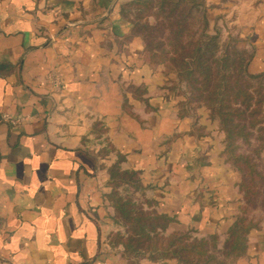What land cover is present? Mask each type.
<instances>
[{
    "label": "crops",
    "instance_id": "crops-1",
    "mask_svg": "<svg viewBox=\"0 0 264 264\" xmlns=\"http://www.w3.org/2000/svg\"><path fill=\"white\" fill-rule=\"evenodd\" d=\"M133 1L0 0V264H177L125 252L116 165L169 232L223 248L242 204L225 135L144 58L121 13ZM203 1L210 31L239 39L264 75V0ZM228 264H264V222Z\"/></svg>",
    "mask_w": 264,
    "mask_h": 264
},
{
    "label": "trees",
    "instance_id": "trees-1",
    "mask_svg": "<svg viewBox=\"0 0 264 264\" xmlns=\"http://www.w3.org/2000/svg\"><path fill=\"white\" fill-rule=\"evenodd\" d=\"M183 1L161 2V17L165 22L167 20L166 24L161 23L157 29L148 32L134 31L135 25L132 23V31L142 40L144 58L151 65H162L166 74L173 73L179 84L184 85L186 103L206 108L211 117L218 120L225 135L223 154L229 156L232 167L239 176L242 204L221 249L218 248L217 236L206 239L193 236L190 230L169 232L173 220L152 209L151 202L145 203L146 206L132 197H122L118 190L120 184L126 181L135 183L136 175L121 171L117 165L110 173V198L116 218L126 230L125 236L119 235L127 254H143L153 262L212 264L218 258L216 252L221 251V256L230 258L231 262L243 254L251 232L262 224L250 221L245 215L244 205L252 191L245 182L240 181L239 175L241 172L252 177L257 171L248 155L235 153L242 143L250 144L253 130H262L264 75H252L248 72L251 53L245 57L242 56V51L221 49L220 31L208 32L207 7L203 0H188L190 5L185 8L181 7ZM148 2L149 0H135L123 5V18L126 19L127 8L144 6ZM200 9L203 29L200 32L190 31V19ZM227 38L240 41L231 36Z\"/></svg>",
    "mask_w": 264,
    "mask_h": 264
},
{
    "label": "rangeland",
    "instance_id": "rangeland-1",
    "mask_svg": "<svg viewBox=\"0 0 264 264\" xmlns=\"http://www.w3.org/2000/svg\"><path fill=\"white\" fill-rule=\"evenodd\" d=\"M163 0H149L148 4L144 6H135L131 8H127L125 11V17L127 21L131 24V26H134V31H154V29H157L161 23L166 24L165 19H163L162 16V7L161 2ZM173 3L179 2L180 0H170ZM189 1L184 0L181 7H189ZM170 8H168L169 10ZM177 12V11H176ZM133 23V24H132ZM191 26H189L190 31L200 32L203 29V18H202V9L196 10L194 14L192 15L190 19ZM221 26H219L220 28ZM222 28V27H221ZM207 30V29H206ZM170 31V30H168ZM167 31V33H168ZM210 33L219 32L217 28L215 31H208ZM224 31L219 32V43L221 49H229V50H238L242 51L243 55L247 57L250 53V51L245 48V45L241 41H235L230 40L225 37L223 34ZM154 35V33L152 34ZM157 35V34H156ZM155 35V37H157ZM174 75L173 73H171ZM176 77V76H175ZM173 88L176 90V94L183 96L185 98V87L183 84H179V82L176 80L174 83ZM264 93V92H263ZM186 99V98H185ZM263 112H264V106H263ZM262 130L257 131L253 130V134L251 136L250 144H241L240 148L236 151L235 155L245 154L250 157V163L253 165L254 170L257 171V174L249 177L246 173L239 172L240 175V181L245 182L246 186L249 187L252 191V193L249 195L246 200V204L244 205L245 209V215L247 218L254 222V223H260L264 222V121L262 124ZM225 149V145H224ZM227 161L233 166L229 156L224 154ZM243 167V166H241ZM233 169V167H232ZM234 170V169H233ZM235 171V170H234ZM236 172V171H235ZM247 175V176H246ZM125 184H128L129 187H125ZM119 194L122 195L124 198H133L136 199L141 205H145L146 202L140 201L139 199V189L136 187V184L134 181L130 182H124L120 184V187L118 188ZM147 204V203H146ZM123 227V226H122ZM126 230L123 227V230L121 231V235L125 236ZM221 251L216 252L218 258L216 261L212 262V264H227L229 263L230 258H225L221 256ZM131 257L135 258L136 261L146 259L149 262V258L143 254H129ZM160 262V261H157ZM153 262V263H157ZM162 262V261H161Z\"/></svg>",
    "mask_w": 264,
    "mask_h": 264
},
{
    "label": "built area",
    "instance_id": "built-area-1",
    "mask_svg": "<svg viewBox=\"0 0 264 264\" xmlns=\"http://www.w3.org/2000/svg\"><path fill=\"white\" fill-rule=\"evenodd\" d=\"M3 120L10 123L11 125H18L22 121V119H15L10 115H4Z\"/></svg>",
    "mask_w": 264,
    "mask_h": 264
}]
</instances>
